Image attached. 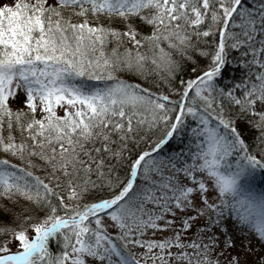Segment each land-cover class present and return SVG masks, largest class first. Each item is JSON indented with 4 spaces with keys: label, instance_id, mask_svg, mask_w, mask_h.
Listing matches in <instances>:
<instances>
[{
    "label": "snow or ice",
    "instance_id": "1",
    "mask_svg": "<svg viewBox=\"0 0 264 264\" xmlns=\"http://www.w3.org/2000/svg\"><path fill=\"white\" fill-rule=\"evenodd\" d=\"M257 170L264 0L0 2V264H264Z\"/></svg>",
    "mask_w": 264,
    "mask_h": 264
},
{
    "label": "trees",
    "instance_id": "2",
    "mask_svg": "<svg viewBox=\"0 0 264 264\" xmlns=\"http://www.w3.org/2000/svg\"><path fill=\"white\" fill-rule=\"evenodd\" d=\"M253 185L257 191L264 190V173L257 170Z\"/></svg>",
    "mask_w": 264,
    "mask_h": 264
},
{
    "label": "rangeland",
    "instance_id": "3",
    "mask_svg": "<svg viewBox=\"0 0 264 264\" xmlns=\"http://www.w3.org/2000/svg\"><path fill=\"white\" fill-rule=\"evenodd\" d=\"M0 2H2V0H0ZM250 259H251V257H250Z\"/></svg>",
    "mask_w": 264,
    "mask_h": 264
}]
</instances>
